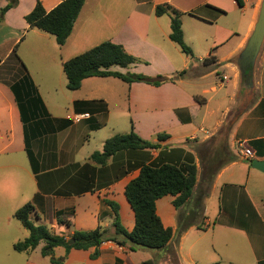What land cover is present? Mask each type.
Returning a JSON list of instances; mask_svg holds the SVG:
<instances>
[{"label":"crops","instance_id":"obj_1","mask_svg":"<svg viewBox=\"0 0 264 264\" xmlns=\"http://www.w3.org/2000/svg\"><path fill=\"white\" fill-rule=\"evenodd\" d=\"M40 1L50 12L64 0ZM242 1L240 6L236 0H86L61 47L54 36L27 24L37 0H19L2 17L9 0H0V264H53L41 253L44 244L31 252L14 250L29 237L14 217L27 204L35 208L37 225L70 238L75 230L100 226L113 233L114 214L105 201L114 202L131 232L135 214L125 196L127 185L144 165L190 161L189 141L218 143L212 149L221 153L224 145L227 163L211 179L198 146L191 199L180 209L173 204L176 197L157 201V215L174 233L165 249L132 252L128 245L107 242L96 259L95 248L67 253L63 247L55 248L53 258L62 264H264V173L252 167L253 160H264V41L251 70L243 75L237 66L263 0ZM161 5L182 14L184 41L193 57L171 41L172 17L155 13ZM104 42L121 45L143 62L112 71L188 75L159 87L93 77L66 95L64 62ZM211 57L216 62L204 65ZM6 62L12 63L11 71H1ZM48 77L57 85L47 86ZM105 90L128 95L120 118ZM95 101H105L107 112L103 104L101 109L86 104ZM85 114L89 118L76 121ZM132 127L161 147L122 151L104 166L91 160L107 139ZM161 134L169 138L159 142ZM241 143L251 148V158L242 156ZM58 216L71 228L59 224Z\"/></svg>","mask_w":264,"mask_h":264},{"label":"trees","instance_id":"obj_2","mask_svg":"<svg viewBox=\"0 0 264 264\" xmlns=\"http://www.w3.org/2000/svg\"><path fill=\"white\" fill-rule=\"evenodd\" d=\"M19 0H9L7 6L2 9L1 17L10 9L18 5ZM86 0H64L50 12H47L40 0H37L34 10L25 17L31 29H38L55 37L59 46H64L70 37L75 23L81 13ZM242 6V0H236ZM158 17L170 15L172 17L170 39L176 43L182 52L193 57V52L184 41L182 30V14L169 5H161L155 11ZM16 55V49L14 51ZM214 57L204 60V65L215 63ZM143 62L128 54L121 45L111 42H104L78 55L63 64L64 73L67 78V89L78 91L84 80L99 78H116L131 85L133 83H145L154 87H159L167 82H176L187 77L188 71H183L172 77L156 76L150 77L138 73H120L112 71L113 67L129 69L132 66ZM16 92V87H14ZM197 101L201 103L199 98ZM103 113H106L104 105ZM169 136L161 134L158 136L159 142L165 141ZM160 144L152 143L142 139L132 127L126 134H118L106 140L102 152H95L91 160L98 165L104 166L109 159L122 151L129 150H152L160 148ZM226 147L223 145L222 152H216L214 157H210V150L202 152V162L208 168V173L212 179L224 165L226 160L222 159L226 155ZM33 163L34 159L31 157ZM231 159V161H233ZM197 183V167L194 164H184L176 166L163 164L160 166L144 165L139 176L132 180L126 187L125 196L135 214V227L129 232L121 223L118 204L105 201L114 214L112 225L113 233L103 227H98L92 231L75 230L70 238L64 235H57L51 232L44 225H37L32 219L35 208L32 204H27L19 209L14 217L22 223L29 231V237L14 245L16 252H31L39 245L44 244L42 255L49 257L53 264H62L63 261L53 258L54 250L63 247L69 253L72 250H89L95 248L92 259L99 256V248L102 244L112 242L118 246H129V250L136 252L142 249L162 250L165 249L173 238V230L164 227L160 217L157 215L156 203L166 196L176 197L174 206L180 209L192 197ZM199 215V213H198ZM184 219H181V224ZM59 224L71 228L72 224L61 216H58ZM199 229H202L199 226ZM179 228V232L185 231Z\"/></svg>","mask_w":264,"mask_h":264},{"label":"rangeland","instance_id":"obj_3","mask_svg":"<svg viewBox=\"0 0 264 264\" xmlns=\"http://www.w3.org/2000/svg\"><path fill=\"white\" fill-rule=\"evenodd\" d=\"M22 67L24 69H27V67H26V65L24 63H22ZM11 68H13L12 67V63L11 62H6L5 66L2 67L1 71L2 70H10L11 71ZM33 75H36V73L33 72ZM53 79L55 80V83L52 81ZM45 80L47 81V86H53V84L57 85V82H56L55 78L48 77V78H45ZM116 82H119V84H121L120 81H116ZM47 89L49 90V88H47ZM51 90H52V92H51L52 95H54V96L57 95L55 92H53L54 91L53 88ZM64 92H65L66 95L70 94V96H72V94H73L68 89H64ZM105 92L108 94L107 96L110 99V104H117L118 105V108L115 111L116 113H114V116H117L118 118H120L123 115L122 112H125L124 111V105L128 104V102H127L128 101L127 100L128 99V95H125L124 92L122 93L121 90H115V92H111V90H105ZM58 94H60V93H58ZM60 96H61V94H60ZM94 103L99 105V106H97V107H99V109H101V104H103V110L105 108L104 105L107 104L105 101H95V102H89V103H86V104H94ZM122 122L123 121H121V123ZM216 144H218V143H215V144L214 143H206L205 145L202 146L200 144L196 145V143L193 142V141H191V142L189 141V143L187 145H188V148L192 150V153H190L192 157H191L190 161L183 162V165L184 164H194V161H195V158H196L195 156L198 157V155H199L201 157V152L197 148L198 146H202L201 148H202L204 154L207 152L206 151L207 148H209L210 157H214L216 151H214L212 149V147L217 146Z\"/></svg>","mask_w":264,"mask_h":264},{"label":"water","instance_id":"obj_4","mask_svg":"<svg viewBox=\"0 0 264 264\" xmlns=\"http://www.w3.org/2000/svg\"><path fill=\"white\" fill-rule=\"evenodd\" d=\"M264 41V0L262 2L259 19L255 26V30L243 52L238 58L237 66L241 74L245 75L247 70H251L256 58L261 50ZM252 167L264 173V160H253Z\"/></svg>","mask_w":264,"mask_h":264},{"label":"built area","instance_id":"obj_5","mask_svg":"<svg viewBox=\"0 0 264 264\" xmlns=\"http://www.w3.org/2000/svg\"><path fill=\"white\" fill-rule=\"evenodd\" d=\"M84 118H89V115L85 114L82 116H78L76 118V121L79 122L80 120H82ZM240 147H241V154L245 159H249L253 156V152H252L251 148L246 143H241Z\"/></svg>","mask_w":264,"mask_h":264}]
</instances>
